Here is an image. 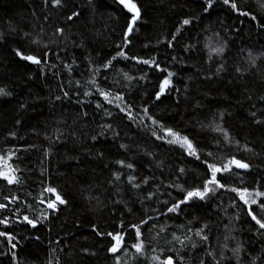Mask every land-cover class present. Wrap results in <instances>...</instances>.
I'll list each match as a JSON object with an SVG mask.
<instances>
[{"label": "trees", "instance_id": "1", "mask_svg": "<svg viewBox=\"0 0 264 264\" xmlns=\"http://www.w3.org/2000/svg\"><path fill=\"white\" fill-rule=\"evenodd\" d=\"M63 2V7H53L51 0H0V87L11 92L0 97V156L4 157L0 169L14 168L18 177L13 184L0 180V203L8 205L0 211V219L8 217L12 222L7 229L0 225V231H10L17 245L12 249L0 237V264H162L168 256L175 264H201L202 260L204 264H264V230L254 225L247 215L249 206L234 192L219 190L205 201L183 205L178 213L159 214L165 211L163 201L171 204L182 198L183 193L169 185L198 186L204 165L179 144L155 139L150 131L155 126L147 118L130 125L87 83L95 77L104 89L122 93L137 106L136 111L147 102L150 114L186 135L202 159L211 151L217 163L230 156L249 162L250 170L234 169L227 177L229 185L264 191V125L253 123L250 115L256 111V118L264 120V101L259 99L264 96V28L237 16L222 0H216L207 14L204 0H135L142 20L125 51L129 56L155 57L162 68L175 73L172 90L155 101L152 96L166 72L124 59L113 61L107 70L101 67L115 55L116 44H123L130 15L123 6L117 0ZM237 2L264 23V0ZM75 8L80 17L67 21ZM189 17L193 23L181 26L180 21ZM57 27L63 35H56ZM177 27L181 32L169 48L167 40ZM33 39L40 43L33 44ZM217 41L226 44L223 58L211 51ZM17 48L26 55L43 57L45 51L49 55L37 66L16 57ZM60 85L69 97L55 100L62 96ZM85 90L93 94L85 96ZM98 102L103 104L100 109ZM105 109L112 115H105ZM210 122L228 132L230 144L221 133L201 126ZM108 124L110 130L104 128ZM98 133L102 135L92 141ZM121 143L128 149H120ZM101 149L103 160L95 155ZM117 158L134 162L133 174L150 177V183L133 189L125 177L114 181ZM180 168L185 169L183 176ZM48 186L55 187L70 205L45 220L42 213L48 210L40 201L49 197L44 191ZM149 191L155 193L151 200L145 199ZM251 207L264 215L256 205ZM25 215L37 221L36 228L24 222ZM148 217L137 241L129 225ZM93 224L105 235H96ZM201 229V235H196ZM108 232L123 235L115 254L108 252L113 243ZM138 242L143 244L140 253L132 247ZM237 242L239 260L230 251Z\"/></svg>", "mask_w": 264, "mask_h": 264}, {"label": "snow or ice", "instance_id": "2", "mask_svg": "<svg viewBox=\"0 0 264 264\" xmlns=\"http://www.w3.org/2000/svg\"><path fill=\"white\" fill-rule=\"evenodd\" d=\"M117 2L123 6V8L126 10V12L129 15V18L126 21V28L124 29L122 33V41L123 44H116L117 51L115 52V55H113L110 59L106 60L105 63L101 65V67L104 70L109 69L113 66V61H116L118 59H124V60H133L138 64H144L147 65L149 68H155V70L159 72H166L167 75L163 77L162 80H160L158 85V90L154 92V95L152 96V99L155 101H160L162 96H165L168 94L169 91L172 90L173 87V81L172 77L175 75V73L169 71L167 68H162L161 65L156 61L155 57H150L148 59H144L142 57L132 55L129 56V54L125 51V48L131 44L130 36L133 34V32L136 30V25L139 21L142 20V12L140 6L135 2V0H117ZM216 0H204V7L203 12L205 14L209 13V10L213 7ZM45 3H47V0H45ZM53 7H63L64 2L63 0H51ZM88 3L91 4L92 0H88ZM223 5L228 6L232 12H234L237 16L240 17H248L251 21H256L258 23V26L261 28H264V23L259 22L257 20V16L250 14V12L244 10L238 5L237 0H222ZM80 17V11L78 8H75L74 10H71L70 13L67 15L66 19L67 21H74L75 19H78ZM47 19V17H45ZM193 17L184 18L182 21H180L181 26H187L193 23ZM63 29L60 27H57L55 29L56 35H63ZM181 32V27L176 28V32L171 33V38L167 40V47L171 48L173 47V42L177 40V34ZM29 35L28 33H25V36ZM33 44H38L40 41L38 39L32 40ZM45 48H47V45H44ZM77 47H83V45H77ZM147 47V45H145ZM191 47V46H188ZM226 44L222 41H217L216 46L211 48V51L214 52L217 56L223 58V54L225 52ZM15 56L23 61L30 62L34 65H41L42 63L46 62V59L49 55L48 51H45L43 54V57L37 56V55H26L24 54L19 48L14 49ZM175 60V57H173ZM211 59V57H209ZM75 63V61H73ZM254 66V63H253ZM52 67H55V65H52ZM65 68L71 69V66L68 64L64 65ZM223 69V64H221L217 68L216 74L218 75L219 72ZM41 71H43L41 69ZM100 69H96L95 72H99ZM237 72H240L241 69L239 67L236 68ZM125 78L127 77V74H125ZM143 78V77H142ZM79 81H77V84L79 85ZM90 86V88H93L95 90V94L99 95L103 98V101L106 102L109 105H114L120 113L123 114V118L127 119L130 123H143L144 118H147V120L151 121V124L155 127L150 129L151 134L155 139L164 141L168 144H179L182 148H185V151L188 156L194 157L197 161H200L204 165V176L201 177V183L198 186L191 187V188H184L182 184L173 183L170 184L169 187H175L178 189L181 193H183L182 198L174 200L171 204H169L168 201H163L162 203L165 205V211L160 212V215H168L170 213H178L179 211H182L183 205H188L189 202L194 200L199 201H205L207 198L212 197L218 193L219 190H229L231 192H234L239 197V200L243 202L244 205L249 206L247 209V215L251 218V221L254 222L255 226H258L259 229L264 230V215H258L255 210L251 207V205H256L261 212H264V199H261L259 202L256 199L264 198V191H260L259 189H253L249 190L248 187H235L230 186L228 183V176H231L234 174V169H242L245 171H248L251 169V164L246 161H242L241 159H237L235 156L227 157L226 162L217 163L215 162L214 153L209 151L204 154L205 158L202 159L200 152L198 149L193 145V142L186 136L181 135L180 132L174 130L171 127H167L162 121L154 118L150 114V109L147 105V102H145L144 105L140 106L139 111H136L137 106L130 103L126 100L124 95L122 93H113L111 91V88L109 87L108 90L101 87L98 83V81L95 79V77L91 78L87 82ZM60 91L62 93L61 95H57L54 97L55 100H61L63 98L69 97V92L64 90L63 86L60 85ZM175 91L179 94L180 89L176 88ZM92 91L85 90L83 95L89 96L92 95ZM11 92L7 91L5 88L0 87V97H7L10 96ZM251 99V97H249ZM261 101H264V96H261L259 98ZM179 102V97H177V103ZM23 107V105H21ZM103 107V104L97 103L96 108L100 109ZM255 105H253V108ZM135 112V114H134ZM143 113V116H140V113ZM105 115L111 116L112 113L105 109L104 112ZM83 115H87V113H83ZM221 114V118H222ZM251 117L253 118V123L258 125H264V120L257 119V113L256 111H252L250 113ZM261 115H264V111L261 112ZM137 117H140L138 120ZM19 123V121H17ZM204 128H210L211 131L221 133L223 136V141L225 143L230 144L231 141L229 139V134L226 130L221 128V126L218 123H212L209 124H202L201 125ZM147 127V125H145ZM104 128L111 129V125H104ZM13 136H15V133H12ZM102 135V133H98L96 135L91 136L92 141H97L98 137ZM113 135L115 137L119 136L118 132H114ZM221 143L220 140L216 141L217 146ZM238 143V142H237ZM120 149H128V145L126 144H119ZM246 151H253L251 148H247L245 146ZM14 155V153L12 154ZM96 157L98 159L103 160L105 157V153L103 149L96 152ZM10 158V157H9ZM208 158H213L211 161ZM4 159L3 156H0V161ZM113 163L118 166L117 170L112 172V177L114 181H120L122 177H125L127 180V183L131 186L133 189H141L142 185H148L150 183V177L143 176L138 177L137 175L133 174L136 165L134 162L128 161L125 159L117 158L113 161ZM106 168L109 167L108 164L104 165ZM159 166V165H158ZM127 170V171H125ZM16 169L9 168V170L5 171L0 169V180L6 181L8 184H13L18 182V177L14 174ZM178 172L181 176H183L185 169L180 168L178 169ZM113 181H109V183H112ZM243 183V181H241ZM158 190V189H157ZM45 192H47L49 197L47 199H42L40 201L41 204H46V209L48 210L47 213H42L44 216V219L47 220L50 215H57L62 211L63 208H67L70 205L69 200L62 195L55 187L48 186L44 189ZM155 193L149 191L147 193V196L145 199L151 200L154 197ZM7 199V197L5 198ZM15 200V197L13 198ZM235 203V201H233ZM8 208V205L0 203V211H6ZM131 211V209H129ZM158 211V210H154ZM238 218V217H237ZM151 217H148L147 219L140 220L139 224H130L129 227L135 230V235L137 241H140L142 232H141V225H145L148 223V220H150ZM24 222H26L27 225H30L32 228L37 227V221L30 219L27 215L23 217ZM11 220L8 217H4L0 219V225H3L5 229H7L11 225ZM121 227H123V221H121ZM207 227V225H205ZM93 232L98 236L105 235L104 233L100 232L95 224L92 225ZM163 231V228L161 229ZM203 229L197 231L196 235H201V232ZM107 235L111 237L113 243H111V246L108 248V252L115 254L118 252V250L121 249V243L123 240V235L120 232H117L113 234L112 232H108ZM0 237H4L7 242L11 245L12 249H15L17 247L16 243L13 241L15 240V236L10 231H0ZM39 239V237H36ZM174 239H179L178 237H175ZM203 240H207V236L202 237ZM227 239V237H226ZM234 239V238H233ZM181 243H183L181 241ZM227 247V245H224ZM133 248H135L137 253H140L143 248V244L138 242L132 245ZM195 247V245H193ZM233 256L239 260L240 252H241V245L239 242L236 243V247L230 249ZM85 252L87 250L85 249ZM209 255H212L211 252L208 253ZM13 260L16 259L15 252L12 253ZM182 259V257H181ZM57 264H59V261H57ZM162 264H175V260L172 256H168ZM201 264H204V261H201Z\"/></svg>", "mask_w": 264, "mask_h": 264}]
</instances>
